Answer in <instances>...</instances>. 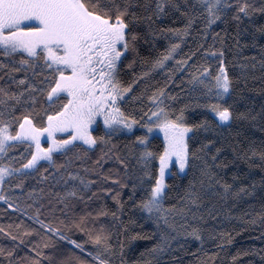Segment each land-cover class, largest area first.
<instances>
[{
  "label": "snow or ice",
  "instance_id": "1",
  "mask_svg": "<svg viewBox=\"0 0 264 264\" xmlns=\"http://www.w3.org/2000/svg\"><path fill=\"white\" fill-rule=\"evenodd\" d=\"M177 14L182 18L181 27L155 26L156 20L163 22ZM218 21L236 24L237 48L240 36L247 34L264 53L260 43L264 40V0H0V201L36 225L24 218L8 225L0 223V235L10 241L0 244V264H114L117 246L119 264H126L125 243L120 241L119 231L101 219L111 216L127 240L139 236H127L136 221L131 217L124 221L127 202L120 192L112 195L117 202L115 211L101 205L78 216L73 212V200L90 202L97 192L112 193L113 188L104 186L106 181L121 189L131 181V207L157 224L162 222L165 244L175 238L172 232L203 241L201 228L190 224L189 219L197 220L205 201L235 206L258 197L264 221V174L257 179L252 171L254 167L264 169V141L259 146L253 142L246 148L235 147L240 136L235 132L237 139L230 145L236 153L232 160L235 170L230 180L221 175L228 168L221 156L232 126L259 120L264 129V106L259 112L240 110V101L246 97L237 92L241 77L231 75L225 62L227 32L221 37L212 31ZM196 24L201 25L203 37L211 33L213 43L205 47L201 42L177 61L175 67L188 73V92L156 88L147 96L146 107L139 112L126 111L122 105L137 81L125 84L121 72L137 61L145 63L141 41L150 34L152 39L158 35L175 39L151 60L148 72L140 73L147 77L175 59ZM201 50L203 56L197 58ZM143 96L141 92L132 99ZM156 131L163 134L161 151L151 147L150 138ZM128 134L134 139L121 148L114 137ZM18 146L26 147L16 151ZM97 148L100 156L89 166L88 154ZM255 158L259 165L252 163ZM157 159L158 172L153 164ZM107 160L118 161L123 171L118 167L114 173L105 172L103 163ZM244 161L247 168L240 166ZM169 173L173 178H187L191 173L192 178L178 203L166 205ZM93 175L95 179L90 178ZM34 180L47 187L34 185ZM61 185L63 191L54 190ZM97 185V192L89 196ZM137 191L143 193L138 200ZM17 192L19 195L14 196ZM20 196L33 203L22 204ZM44 201L51 215L59 211L63 216L67 210L73 218L69 223L60 220L63 227L53 226L41 218ZM29 208L35 211L30 214ZM208 209L212 216L215 204L210 203ZM65 228L83 232L87 241L72 239ZM114 235L117 244L112 242ZM61 241H70L76 249L87 252L88 258L62 253L58 247ZM87 243L94 248L89 250ZM162 249V245H154L150 254ZM232 260L238 264L235 256Z\"/></svg>",
  "mask_w": 264,
  "mask_h": 264
},
{
  "label": "trees",
  "instance_id": "2",
  "mask_svg": "<svg viewBox=\"0 0 264 264\" xmlns=\"http://www.w3.org/2000/svg\"><path fill=\"white\" fill-rule=\"evenodd\" d=\"M256 20L260 21L261 17L256 16ZM157 28L161 27H181L182 18L179 14L176 17H172L170 20L155 21ZM235 29L236 24L229 21L227 24L224 22H217L213 26L212 31L220 33L221 37H224L227 32V37L224 40L225 44V62L228 66L229 73L233 76H240V81L237 82V92L243 93L246 99L240 101V110L244 111L245 108L252 109L254 112H259L264 106V65L261 64V60L264 59V53H262L259 46H254L251 42L250 36L247 34L241 35L239 39V48H237L235 42ZM171 35V34H169ZM201 42H204L205 47L208 44L213 43L211 33L205 38L201 35V25H194L190 32V35L184 38V43L181 48L177 51L175 59L169 60L166 68L156 69L149 72L147 77L140 76L141 72H148L151 68V60L160 55V53L169 46L170 43H175V39H169L166 36H156L155 39L151 38V34L148 38L141 41L139 45L140 54L144 58L145 63L141 64L137 61L133 67L128 68L127 66L122 68L121 79L125 84L131 83L134 79L137 81L133 84L132 95L129 96L128 100L124 102L122 107L126 111L139 112L141 107L147 106V96L151 95L152 91L156 88H166V91L172 93H179L183 89L186 94L189 89L187 71L177 69L175 65L177 61L186 55H189L195 50ZM260 43L264 44V40ZM216 46L219 47V41L216 42ZM203 56V51L198 53L197 58ZM213 63L215 67V62ZM127 64V62H126ZM241 65H247L246 68H241ZM252 65H255L254 67ZM174 72V75H173ZM243 73V75H242ZM20 74H18L19 76ZM171 78V79H170ZM246 81V83H245ZM141 92L144 96L140 100L132 99L133 96H139ZM189 111H193L190 109ZM196 112H200L201 109H195ZM239 131L240 136L238 138L239 143L235 144V147H247L249 143H255L257 146L264 141V129L260 126V121L256 123L244 121L236 122L230 131L229 138L224 143L223 155L221 161L228 164V168L225 169L221 175H224L226 179H231V173L235 170L232 164L233 157L236 153L233 151V140L237 139L233 134ZM102 134V133H99ZM137 135L141 132L137 131ZM134 137L131 134L126 136L114 137V141L122 148L125 143L133 140ZM151 147L154 151H161V144L163 139L158 135H153L151 138ZM198 146V145H197ZM219 146V145H218ZM26 146H18L16 151H22ZM100 149H95L94 152H89L91 159L89 160V166H92V161H95L100 156ZM58 161L62 160V157L57 158ZM219 163V161H218ZM253 164L259 165L260 161L258 158L253 159ZM156 165L154 171L158 172L159 161L158 159L153 161ZM18 166V165H17ZM241 168H247L248 162H240ZM47 167V165H44ZM104 171L108 172L111 170L113 173L115 169L120 167L121 172L123 168L118 164V161L107 160L103 163ZM176 169L173 168L172 173H175ZM252 171L256 174V178L259 175L264 174V169L260 167H254ZM91 179H95V176H91ZM192 178L190 173L187 178L175 177L173 178L170 174L167 176L170 190L168 193V199L165 201L166 205L176 204L179 201V196L183 194L184 187L187 185L189 179ZM129 186L123 189L119 185H114L111 181H106V187L113 188L112 193L97 192V185L93 187L88 195L91 196L93 192H97L96 197L92 201H81L73 200L74 204L73 212L76 215L83 214L84 211H90L98 209L101 205H106L111 211H115L117 208V202L112 200V195L115 192L121 193V199L126 203V208L123 213V219L127 223L129 217L136 221V223L130 225V231L127 236H132L135 233H139V236L135 240H127L125 233L121 230V225L113 220L111 216L107 218H101L106 224H112L117 231H119L120 241L125 243L123 249V258L126 264H233L232 257L237 258L238 264H264V221L261 219V202L259 198L252 199L247 198L246 202L237 203L235 206H222L220 202L205 201V206L198 213L196 221L189 219L190 224H194L201 228V235L203 241L194 238L191 235L181 232L177 235L172 232L171 235L174 239L167 241V244L162 240L161 233L165 231V228L161 224L153 219H149L146 214L143 216L137 209L131 207V202L128 198L132 195L131 181H126ZM34 185L40 187H47V184H40L38 180L32 181ZM55 191H63V186H55ZM27 191V190H25ZM19 195V193H15ZM143 193L137 191L136 199L138 200ZM22 204L31 205L33 201L31 199L25 200L23 196H20ZM210 203L215 204L216 211L213 212L212 216L208 215V206ZM45 207L40 209L41 218L46 221H51L53 226L63 227L59 223L63 220L64 223H69L73 218L72 212H67L65 215H61L59 211L55 213V216L51 215L48 211L47 202L44 201ZM39 205H37L38 207ZM30 214L35 211V208L28 209ZM219 212V215H216ZM118 213V217H119ZM202 215L203 219H199ZM213 216L215 218H213ZM18 218H24L28 223L36 226L33 221H30L23 217L14 209H8L7 204L0 201V223L8 225L9 223L16 222ZM255 219V223H250V220ZM171 219V217L169 218ZM183 221H178L182 223ZM13 231H15L13 229ZM64 231L73 239L78 241H87V236L80 231L73 230L68 232L65 228ZM228 235L225 236L224 234ZM43 232H41V236ZM113 244H117V238L114 235L112 239ZM10 241L4 235H0V244L8 245ZM160 244L163 246L162 251L154 254L152 252L153 246ZM60 251L66 255H72L75 253L78 256L88 258L87 252H81L71 247L68 243L61 241L58 245ZM86 247L91 250L94 245L87 243ZM23 255V250L21 252ZM90 259V258H89ZM114 264H119V247L117 246V255L112 257Z\"/></svg>",
  "mask_w": 264,
  "mask_h": 264
},
{
  "label": "rangeland",
  "instance_id": "3",
  "mask_svg": "<svg viewBox=\"0 0 264 264\" xmlns=\"http://www.w3.org/2000/svg\"><path fill=\"white\" fill-rule=\"evenodd\" d=\"M153 135H158V136H160L162 139H163V134H162V132H158V131H156V132H154L153 133ZM173 170V169H172ZM171 173H169V175H170ZM168 175V176H169ZM166 178H167V176H166ZM31 221V220H30ZM64 243H68L71 247H73V248H75V246H73V245H71L70 244V241H64ZM76 249V248H75ZM76 250H78V249H76ZM80 251V250H79Z\"/></svg>",
  "mask_w": 264,
  "mask_h": 264
},
{
  "label": "built area",
  "instance_id": "4",
  "mask_svg": "<svg viewBox=\"0 0 264 264\" xmlns=\"http://www.w3.org/2000/svg\"><path fill=\"white\" fill-rule=\"evenodd\" d=\"M19 213V212H18ZM19 214H21L22 216H23V214L22 213H19ZM25 218H27V217H25ZM28 219V218H27ZM74 246V245H73Z\"/></svg>",
  "mask_w": 264,
  "mask_h": 264
},
{
  "label": "bare ground",
  "instance_id": "5",
  "mask_svg": "<svg viewBox=\"0 0 264 264\" xmlns=\"http://www.w3.org/2000/svg\"><path fill=\"white\" fill-rule=\"evenodd\" d=\"M72 238V237H71ZM73 239V238H72Z\"/></svg>",
  "mask_w": 264,
  "mask_h": 264
}]
</instances>
